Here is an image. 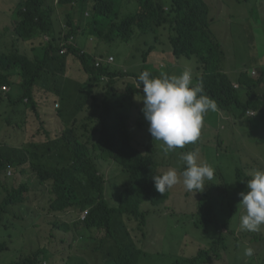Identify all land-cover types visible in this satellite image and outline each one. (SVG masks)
<instances>
[{
  "label": "trees",
  "instance_id": "obj_1",
  "mask_svg": "<svg viewBox=\"0 0 264 264\" xmlns=\"http://www.w3.org/2000/svg\"><path fill=\"white\" fill-rule=\"evenodd\" d=\"M58 1L64 4H75L72 7H76L80 14L77 21L73 22L72 15L67 13L63 24L65 28L60 23H55L57 21L53 18L55 5L52 2L47 3V0H22L16 4L14 9L15 19H8L9 23L13 25L16 39L26 43L22 50L15 44L8 51L0 49L1 115L8 112L5 108H14L19 104H23L25 108H31L35 112L36 103L33 96L41 74L48 70L49 65L56 62L65 64L69 54L78 61L76 64L80 72L86 74V80L77 82L65 77L69 84H64L59 93L60 107L54 113L57 116L51 120V128L47 130L43 148L31 152L33 158L30 160V171L35 174L36 182L40 185H45L53 177L55 178V187L52 183V188L49 189L54 197L49 198L48 210L53 212L65 210L66 213L68 208L83 211L87 209V213L77 219L83 227L94 228L95 231L104 234L99 239V247L106 258L105 263L138 264L141 257L147 254L143 247L145 235L138 237L131 234L129 228L125 227L126 225L121 219L122 216L119 215L120 219L115 222L112 214L121 213L129 219L144 220L145 213L139 210L142 201L165 202L169 194L176 193L193 196V199L197 201L200 199V202L204 198L211 200L209 192L213 181L206 180L205 184L208 185L202 192L195 194L178 184L160 194L154 187L152 177L160 175L170 168V161L175 159L180 162L179 167L176 168L177 171L182 172L184 165L179 159V154L196 150V147L199 146L201 149L199 156H203L204 153L207 154L204 148L208 146L217 154L215 163L212 165L215 169L214 179L217 174L219 179L226 181L222 174L226 163L225 152L235 153L237 150L232 145L221 149L222 142L219 141L222 131L219 124L226 120L219 118V112L240 122L241 128L249 126L253 130L263 124L261 130L264 131V108L262 107L264 94L258 95L255 92L258 85L263 83L264 86V66L259 67V76L256 81L246 71L238 73L237 69L227 64L223 67L225 52L209 27L211 22L209 7L204 0H169L167 8L155 0H139L141 7L124 15H120L119 11V3L122 0ZM89 2L92 3L90 16L85 17L84 11H86V5ZM83 20L88 21L84 27L81 25ZM162 24H166L169 29L168 43L171 55L175 58H194L197 75L193 83L202 85L204 94L215 100L217 110L209 111L205 115L200 138L195 144H187L183 149L178 148L172 151L170 158L160 157L158 160L157 153L164 151V147L155 149L151 146L153 138L148 132V123L144 120L141 111L143 92L142 89H137L138 76L146 70H141L138 75H129L127 72L119 73L116 69H111L109 64L111 62L106 61L108 56H112L111 54L104 55L95 46L88 47L86 43L84 46H79L71 41L75 36L84 33V35L92 36V40L98 44L111 42L114 37H119L127 42L133 34L137 38L140 35L148 34L154 30V27ZM46 33L51 38L48 41H41L40 36L43 38ZM60 41L66 43L64 45L66 51L62 55H59ZM28 45L29 53L25 49ZM148 48L149 50L142 55L143 62L147 60L148 53L155 50V45H150ZM97 60L102 62L95 66ZM227 71L234 73L235 79L231 80ZM118 73L119 80L115 78V74ZM150 73L152 76H160L155 72ZM136 75L134 83L125 78ZM14 76L19 78L20 93L16 98H11L8 96L10 95L9 91L2 89V86L14 85ZM102 77H105V80H102ZM141 86L143 87V85ZM70 87H73L74 94L69 93ZM122 92L124 98H117L118 94ZM135 94L138 95L136 99H134ZM110 96L113 99H110ZM43 110L47 115L49 112L47 107H44ZM247 111L254 115H247L249 114ZM81 140L89 143L90 147L83 149ZM30 146L35 147L36 144L30 142ZM62 149H68L69 154L64 158L54 159L53 156L58 157ZM207 155L209 157L207 162L211 163L210 150ZM93 156L101 158L103 161L111 160L128 177V182L118 194V202L115 207L110 206L104 199L98 202L96 198L92 197H79L77 200L69 198L73 183L79 179L77 173L74 172V169L78 168L77 165L83 171H91L95 189L99 195L104 197L103 176H94L97 168L92 163ZM24 160L23 156L14 157V154L0 153V176L5 175V172L11 168L20 174L24 173L26 169L23 166L25 165ZM161 163L165 165L166 170L161 167ZM240 164L239 158L236 165V176L243 168ZM65 166L68 170L65 169ZM59 169L65 172L68 179L54 176V171ZM250 178L248 176V179ZM234 185L241 186L243 183L236 179ZM0 186L6 188L2 182H0ZM225 187L228 188L229 185L225 184ZM27 190L28 186L25 182L6 189L1 211L10 204L23 202ZM109 197H111L110 194ZM215 200L219 201L217 196ZM233 209L236 213H228L219 221L220 228L223 229L222 234L218 233L216 237L214 236L215 238L209 240L211 255L207 254L198 258L196 261L198 264H217L219 253L212 246L217 245L227 250V234H233L234 230L239 232V235L234 236L236 241L248 235L247 231H242L239 228V218L244 211H240L236 207ZM32 215L36 216V213H32ZM205 223L207 222L205 221ZM92 237L94 238V236ZM249 242V246L253 249L252 243L261 242L260 247L254 244L257 249L254 255L252 257L245 256L244 251L249 246L245 247L234 255L230 264H264V233L260 231L250 234ZM235 247H237V243H235ZM7 248L6 241H0V252ZM71 257L68 256L64 264H69ZM47 258V251L37 248L27 255L12 260L11 264H41L42 260H47ZM83 262L79 261L78 264H84ZM175 262L179 263L177 259Z\"/></svg>",
  "mask_w": 264,
  "mask_h": 264
},
{
  "label": "rangeland",
  "instance_id": "obj_2",
  "mask_svg": "<svg viewBox=\"0 0 264 264\" xmlns=\"http://www.w3.org/2000/svg\"><path fill=\"white\" fill-rule=\"evenodd\" d=\"M21 1L0 0V49L3 51L10 50L13 44L20 50L24 49L23 45L26 42L16 39L13 25L8 21L9 18L15 19L14 9L16 4ZM155 1L165 5L164 8H167L169 3V0ZM204 1L209 7L211 21L209 27L225 52L223 67L227 64L237 69L238 73L246 71L256 81L259 76L258 69L255 70L254 75H251L250 72L252 68H259L264 64V0ZM49 2L55 5L53 18L57 19L56 24H64L67 13L72 15L73 22L77 21L80 16L76 7H72L75 6L73 3L64 4L59 3L58 0H47V3ZM119 4L120 15L134 12L141 7L139 0H122ZM91 6V2L86 5L85 17L90 16ZM39 8L44 9L45 7ZM87 22V20H83L81 25L84 27ZM97 22L99 23L100 19ZM63 28H65L64 25ZM168 35L167 25L162 24L154 27V30L148 34L140 35L137 38L133 34L127 42L119 37H114L111 42L98 44L92 40V36L84 35V33L75 36L71 42L79 46H84L86 43L88 47L99 48L104 55L111 54L114 57L113 61L109 63L112 70L138 75L141 70L151 71L153 68H166L169 69V75H178L185 68H190L194 82L197 75L194 58L172 56L169 50ZM50 38L47 33L43 35V38L40 36L41 41H48ZM59 44L60 51L66 50L65 42L60 41ZM150 45H155V50L148 53L147 62L143 65L142 55L149 50ZM25 49L28 53L30 52L29 45ZM60 51L59 55H62ZM76 63L78 61L69 54L65 64L56 62L49 65L48 70L41 74L33 96L36 103L35 112L31 108H25L23 104H19L14 108H5L8 112L2 116L0 101V153L14 154V157L23 156L25 158L23 166L26 168L22 174L11 168L5 172V175L0 176V182L6 186V188L0 186V241H6L8 247L0 252V264H11L12 260L27 255L37 248L47 251L48 258L42 260L41 264H64L68 256H72L69 264H78L79 261H84V264H107L104 253L99 247V239L104 234L95 231L94 228L83 227L82 223L78 222L77 217L82 218L85 211L75 208H68L66 213L65 210L59 212L48 210L49 198L54 197L49 189L52 188V183L55 187V178L53 177L45 185H40L36 182L35 174L30 171V160L33 158L31 152L43 148L47 130L51 128V120L57 116L54 113L60 107L59 93L64 84H69L65 77L77 82L86 80V77L84 78L86 74L80 72ZM97 65L99 64H95V66ZM227 74L231 80L236 77L230 71H227ZM137 75L125 78L134 83ZM115 78L119 80L118 75ZM13 82L14 85L2 86V89L9 91V97L16 98L20 93L19 78L14 76ZM239 91L243 94L241 90ZM255 92L258 95L264 94L263 83L255 88ZM69 93L74 94L73 87H70ZM137 97L138 95L135 94L134 99ZM109 98L113 99L111 96ZM117 98H124V93H119ZM44 107H47V111H49L47 115L43 110ZM262 107L264 108V104ZM247 115L253 116L254 113ZM219 118L226 120L219 124L222 131L219 141L222 142L221 149L232 145L237 151L235 153L225 152L226 163L222 174L226 181L219 179L217 174L215 175L209 192L211 200L204 198L200 202V199L197 201L193 199V196L176 193L169 194L165 202L142 201L139 210L145 213L144 220L129 219L121 213L112 214L115 222L120 219L119 215L122 216L121 219L131 234L138 237L145 235L143 247L147 254L141 257L138 264H198L196 262L198 258L207 254L211 255L209 240L216 237L218 233L222 234L221 231H223L220 228V219L227 216L228 213H236L233 206L241 207L239 205L241 197L238 194L247 191L248 176L251 177V172L257 168L264 169V131L261 130L263 124L252 130L249 126L241 128L240 122L231 116H224L222 112H219ZM30 142H34L36 146L31 147ZM81 142L83 149L90 147V144L85 143L84 140ZM151 144L155 149L164 147L163 142L154 139ZM196 150L201 152L199 146L196 147ZM204 150L207 154L210 150V164L214 165L217 154L208 146H205ZM68 154V149H62L58 157L53 156V158L57 160ZM207 154L204 153L199 158L208 161ZM160 157L168 159L171 157V152L165 155L164 151H158L157 159L160 160ZM239 158L243 168L236 176L235 171ZM170 162V167H179L178 159ZM92 163L97 168L94 176H103L104 197L99 195L95 189L91 171H83L77 165L78 168H75L74 172L77 173L79 179L73 183L69 194L70 200H77L79 197H92L96 198L98 202L104 199L110 206L115 207L119 192L128 182L127 175L111 160L103 161V159L93 156ZM161 167L165 169V165L162 163ZM65 169H67L66 166ZM53 174L68 179L63 170H56ZM236 179H239L243 185H234ZM21 182H25L28 186V190L24 194V201L10 204L1 211L6 189L18 186ZM225 184L229 187H225ZM178 185L182 186L183 184L178 183ZM216 196L219 199L218 202L215 200ZM241 209L243 210L242 207ZM32 213H36V216H33ZM140 225L142 226L140 227ZM260 231L264 233V226H261L260 230L256 232L247 231L248 235L237 241L234 236L239 235V232L234 230L233 234H227V250L217 245L212 246L219 253L217 264H230L234 255L250 245V234ZM235 243H237V247H235ZM260 243H252L255 251H257L255 245L260 247ZM176 259L179 263L175 262Z\"/></svg>",
  "mask_w": 264,
  "mask_h": 264
},
{
  "label": "clouds",
  "instance_id": "obj_3",
  "mask_svg": "<svg viewBox=\"0 0 264 264\" xmlns=\"http://www.w3.org/2000/svg\"><path fill=\"white\" fill-rule=\"evenodd\" d=\"M109 57L112 56H108L106 61ZM141 85V111L148 123V132L154 140L163 142L165 155L178 148L183 149L187 144H195L200 138L205 115L217 110L215 100L204 94L202 85L193 83L190 68H185L178 75L161 73L160 76H152L149 71H143L138 76L137 89ZM179 159L184 165L182 172L178 173L176 168L170 167L152 177L154 187L160 194L178 183L195 194L208 185L205 184L206 180L214 179V167L199 158L198 150L182 152ZM250 175L247 191L238 194L241 197L239 205L244 210L239 218V228L256 232L264 226V169L257 168ZM234 207L242 211L241 207ZM84 211L86 214L87 209ZM254 253L251 247L244 251L247 257H252Z\"/></svg>",
  "mask_w": 264,
  "mask_h": 264
},
{
  "label": "crops",
  "instance_id": "obj_4",
  "mask_svg": "<svg viewBox=\"0 0 264 264\" xmlns=\"http://www.w3.org/2000/svg\"><path fill=\"white\" fill-rule=\"evenodd\" d=\"M61 25H63V24H61ZM89 40H91V39H89ZM92 41V40H91ZM109 55V54H108ZM143 62V61H142ZM147 62V60L145 61V62H143V65H145V63ZM262 66H264V64L263 65H260L259 67H262ZM143 69V68H142ZM256 69H260V68H252L251 69V71H254V74H255V70ZM150 72H155V73H157V74H159V75H161V73H168V69H166V68H161V69H155V68H153ZM119 73H124V72H119ZM119 73L118 74H116V75H119ZM251 73V72H250ZM169 74V73H168ZM86 77V75H84V78ZM119 77V76H118ZM102 80H105V78H103L102 77Z\"/></svg>",
  "mask_w": 264,
  "mask_h": 264
},
{
  "label": "built area",
  "instance_id": "obj_5",
  "mask_svg": "<svg viewBox=\"0 0 264 264\" xmlns=\"http://www.w3.org/2000/svg\"><path fill=\"white\" fill-rule=\"evenodd\" d=\"M66 50L65 49H62L60 52L64 53ZM112 60V57H109L107 61H111ZM102 61L101 60H97L95 64H99L101 63ZM98 66V65H97ZM251 74L254 75V71H251ZM105 78V77H103ZM143 87L141 86L140 89H142ZM249 114H251L252 112H248Z\"/></svg>",
  "mask_w": 264,
  "mask_h": 264
}]
</instances>
